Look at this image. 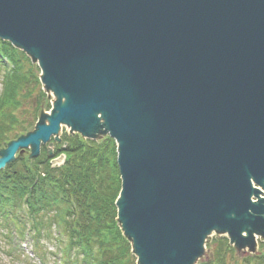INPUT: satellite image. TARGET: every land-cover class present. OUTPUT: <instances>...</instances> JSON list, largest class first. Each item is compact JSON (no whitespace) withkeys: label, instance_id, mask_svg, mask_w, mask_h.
I'll use <instances>...</instances> for the list:
<instances>
[{"label":"water","instance_id":"1","mask_svg":"<svg viewBox=\"0 0 264 264\" xmlns=\"http://www.w3.org/2000/svg\"><path fill=\"white\" fill-rule=\"evenodd\" d=\"M0 37L56 96L0 168L61 124L108 133L138 264H193L212 230L264 237V0H0Z\"/></svg>","mask_w":264,"mask_h":264},{"label":"trees","instance_id":"2","mask_svg":"<svg viewBox=\"0 0 264 264\" xmlns=\"http://www.w3.org/2000/svg\"><path fill=\"white\" fill-rule=\"evenodd\" d=\"M0 57L1 62L7 59L11 64L0 92L2 148L30 130L43 104L46 108L50 104L39 88L37 67L22 52L0 40ZM29 99L32 102L26 106ZM60 154L65 155L63 164L52 167L44 145L37 157L17 156L0 170V234L9 237L10 223L20 236L28 226L34 250L43 259L40 243L51 237L55 226L65 237L61 248L64 264H135L116 219L114 202L120 178L114 140L65 133L53 147V156ZM215 242L213 263L202 264H225L227 252L234 253L225 237ZM259 247V253L241 263L264 264V241Z\"/></svg>","mask_w":264,"mask_h":264},{"label":"rangeland","instance_id":"3","mask_svg":"<svg viewBox=\"0 0 264 264\" xmlns=\"http://www.w3.org/2000/svg\"><path fill=\"white\" fill-rule=\"evenodd\" d=\"M2 73L3 71L0 70V90ZM47 97L50 101L54 99V97L50 94H48ZM30 102H32V99H29V102H27L26 105H28V103ZM43 111H45V113H48L47 109ZM68 129V127H62L60 136L63 135L65 131L67 132ZM99 135L100 133L97 134V137H99ZM25 153L26 152H24L23 154ZM50 236L51 237L48 240L46 238H43L42 243H40V247L44 249L45 256L43 257V259H39L32 252V246L30 244L28 236L23 241H19L16 234L12 233L11 238L10 236L9 238L12 240L15 248H17L19 245V247H21L25 252V254L21 255L19 260H14L15 258L9 255V248H7V246L3 243L4 238H2V236L0 235V264H59V260L61 259V251L56 239H59L60 234L57 230L51 228ZM224 236V232H220L218 230L212 231L206 237L205 242L203 243V252L195 259L194 264H202L206 262L213 263L214 260L212 258V251L214 250V247L216 245L215 239ZM260 238L263 237L255 234L254 242L248 240L244 244V247L241 248L238 247L237 244L231 245V247L234 249V253L229 254L230 252H227V259L225 261V264H242L241 262L245 257L254 255L255 253H259ZM221 253H223V251Z\"/></svg>","mask_w":264,"mask_h":264},{"label":"bare ground","instance_id":"4","mask_svg":"<svg viewBox=\"0 0 264 264\" xmlns=\"http://www.w3.org/2000/svg\"><path fill=\"white\" fill-rule=\"evenodd\" d=\"M64 102H65V101H63V102H62V104H64ZM49 121H50V120H49V119H47V120H46V123H48ZM259 197H262V196H261V195H259Z\"/></svg>","mask_w":264,"mask_h":264}]
</instances>
